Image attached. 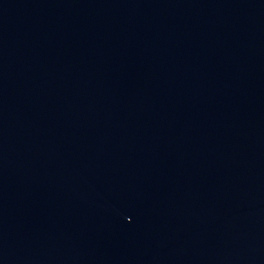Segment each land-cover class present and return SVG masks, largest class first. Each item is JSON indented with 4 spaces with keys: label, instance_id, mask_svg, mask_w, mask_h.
Instances as JSON below:
<instances>
[{
    "label": "water",
    "instance_id": "obj_1",
    "mask_svg": "<svg viewBox=\"0 0 264 264\" xmlns=\"http://www.w3.org/2000/svg\"><path fill=\"white\" fill-rule=\"evenodd\" d=\"M0 264H264V0H0Z\"/></svg>",
    "mask_w": 264,
    "mask_h": 264
}]
</instances>
